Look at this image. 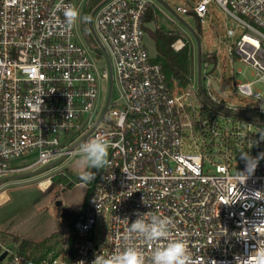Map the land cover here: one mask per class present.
Returning <instances> with one entry per match:
<instances>
[{
	"label": "built area",
	"instance_id": "2783aa9c",
	"mask_svg": "<svg viewBox=\"0 0 264 264\" xmlns=\"http://www.w3.org/2000/svg\"><path fill=\"white\" fill-rule=\"evenodd\" d=\"M212 2L246 30L230 55L252 68L254 81L236 86L257 102L254 107L214 98L210 87L220 85L210 67L217 63L206 58L202 91L197 57L186 85L168 79L144 42L152 0H110L96 12L93 27L105 71L79 41L77 22L68 26L64 17L67 7L81 14L84 0H0V180L64 158L45 173L55 171L93 138L110 145V165L96 170L87 186L82 183L83 208L52 243L3 245L1 264H93L97 255L127 247L143 252L148 264L151 251L167 241L149 244L129 233L136 213H145L146 221L168 218L169 240H185L197 264H248L264 246V199L255 195L264 192V158L248 175L240 156L264 153V121L252 119H264V91L253 90L264 85V0H197L178 12L203 22ZM186 44L178 39L172 48ZM111 74L121 94L114 99L112 91L101 120ZM52 179L39 181L38 188L47 192ZM104 214L109 235L102 245L97 223Z\"/></svg>",
	"mask_w": 264,
	"mask_h": 264
},
{
	"label": "rangeland",
	"instance_id": "374dc122",
	"mask_svg": "<svg viewBox=\"0 0 264 264\" xmlns=\"http://www.w3.org/2000/svg\"><path fill=\"white\" fill-rule=\"evenodd\" d=\"M84 1V11H82L77 21L78 38L81 44L89 50L99 69L105 71L108 69V63L104 51L88 27L89 15L86 11L90 0ZM195 1L197 0H163L168 8L183 21L182 23L166 7L152 0L156 20L148 23V31L144 39L149 54L151 57L157 56L156 44L151 37V32L155 31L159 26L166 32L179 34L182 40L189 43L191 69L193 70V64L195 65L197 57V48L196 41L185 25L189 26L200 36L202 58H217V65L212 64L210 71L220 86H226L224 87V92L220 93L212 85L210 90L214 98L225 100L231 106L254 107L257 102L253 98L242 94L236 86L239 83L254 81L252 68L237 59L235 60L230 55V51L234 48L236 41L246 30L233 16L224 12L215 2L209 5L210 15L201 22L199 27L195 16L178 12V7L189 8L195 4ZM199 29L201 33H199ZM240 70L242 71L241 73L239 72ZM253 90L264 91V85L254 84ZM120 94L121 87L116 83L113 88V98L120 97ZM79 159V154H76L55 171L27 179L8 180L0 186V193L7 189L9 196L6 203L0 204V248L8 243L11 245L17 243L14 239L15 237H23L38 242L53 234H59L64 223L67 220L71 221V218L83 208L87 189L79 177L85 170L92 171V169L82 167L78 163ZM59 173L64 174L66 177L59 176ZM50 177H53L52 186L47 192H42L38 188L37 183ZM63 179L69 180L74 186L69 188V184L64 182ZM64 189H66L65 192L59 198L62 200L63 206L57 207L55 201ZM97 226L98 243L104 245L109 235V215L104 214L99 217ZM58 230L60 231L57 232Z\"/></svg>",
	"mask_w": 264,
	"mask_h": 264
},
{
	"label": "clouds",
	"instance_id": "9594fccd",
	"mask_svg": "<svg viewBox=\"0 0 264 264\" xmlns=\"http://www.w3.org/2000/svg\"><path fill=\"white\" fill-rule=\"evenodd\" d=\"M64 17L68 26H73L80 18V11L76 7H67L64 9ZM109 147L108 141L103 137L85 141L79 146L78 163L85 169H105L110 165ZM240 156L245 161L246 172L250 175L255 171L259 159L264 158V153L253 158L247 152L241 151ZM239 174L248 178L244 173ZM95 175V172L85 170L79 178L87 186L95 179ZM255 195L258 199H264V192L257 191ZM144 214L136 213L137 219L129 224V233L138 235L149 244L167 241L151 251L148 264H197L185 240H169L171 221L168 218L153 215L150 221H146ZM93 264H146V261L143 252L135 247H127L122 252L108 257L97 255ZM248 264H264V246L254 250Z\"/></svg>",
	"mask_w": 264,
	"mask_h": 264
},
{
	"label": "trees",
	"instance_id": "16d2710c",
	"mask_svg": "<svg viewBox=\"0 0 264 264\" xmlns=\"http://www.w3.org/2000/svg\"><path fill=\"white\" fill-rule=\"evenodd\" d=\"M102 1L103 0H90L87 5V14L90 15L93 9L97 7ZM189 14L194 16L193 13ZM155 20V9L152 5L150 6L149 11L146 15L145 22L152 23ZM197 20L200 27L201 20L198 18ZM146 30L148 31V28H146ZM199 33H201L200 29ZM151 37L156 44V61L162 64L164 73L167 75L168 79L170 81L176 80L180 84L186 85L188 83V77L191 73V49L189 43H187L182 50L175 51L171 45L176 40L182 39V37L179 34L173 32H166L159 26L155 31L151 32ZM206 60L217 63L216 57H206ZM96 170L97 169H92L93 172H95ZM63 181L69 183V180L67 179H63ZM73 186L74 184H71L69 188H72ZM54 236L55 234L38 242H34L28 239L21 240L19 237H15L14 239L16 240V242H19L21 240L23 246L27 248H31L33 245H40V247L45 248L47 245H50L52 243V241L54 240ZM49 248L51 247L49 246Z\"/></svg>",
	"mask_w": 264,
	"mask_h": 264
},
{
	"label": "water",
	"instance_id": "95a60500",
	"mask_svg": "<svg viewBox=\"0 0 264 264\" xmlns=\"http://www.w3.org/2000/svg\"><path fill=\"white\" fill-rule=\"evenodd\" d=\"M110 0H103L97 7H95L93 9V11L90 13L89 17H88V27L91 30V32L93 33L96 41L100 44L99 39L97 38L95 31H94V27H93V22H94V16L96 14V12L106 3H108ZM158 3H160L161 5H163L164 7H166L178 20H180L182 23L183 21L170 9L168 8V6L163 2V0H155ZM188 30L190 31V33L192 34L194 40L196 41V48H197V61H198V80H199V88L202 91V85H201V74H202V70H201V64H202V45H201V40H200V36L199 34L194 31L193 29H191L189 26L185 25ZM110 66V64H109ZM214 86L216 87V89L221 93L222 92V87L218 86L216 83H214ZM112 91H113V78H112V74L110 76V88H109V94H108V99H107V103L104 109V112L102 114L101 120L103 119L105 113L108 110V107L110 105V101H111V97H112ZM229 114H234L231 111H228ZM252 118V117H249ZM253 120H261L264 121V119H258V118H252ZM86 139V137H84L82 140H80L74 147H72L71 150H74V148L79 145L81 142H83ZM64 158L52 163L51 165L42 168V169H38L36 171H32V172H28V173H22V174H17V175H10L8 177L3 178L2 180H0V186L4 183H6L8 180H20V179H27V178H31L34 176H38L41 175L55 167H57L58 165H60L63 162ZM66 189H64L58 196L57 199L55 201V205L57 207H62L63 206V202L60 198V196L62 195L63 192H65ZM7 253L5 252L2 256H0V262H2L4 260V258L6 257Z\"/></svg>",
	"mask_w": 264,
	"mask_h": 264
},
{
	"label": "bare ground",
	"instance_id": "6f19581e",
	"mask_svg": "<svg viewBox=\"0 0 264 264\" xmlns=\"http://www.w3.org/2000/svg\"><path fill=\"white\" fill-rule=\"evenodd\" d=\"M47 183L43 184V188L46 189ZM7 199V196L4 192L0 193V201H4Z\"/></svg>",
	"mask_w": 264,
	"mask_h": 264
},
{
	"label": "crops",
	"instance_id": "0c3cea01",
	"mask_svg": "<svg viewBox=\"0 0 264 264\" xmlns=\"http://www.w3.org/2000/svg\"><path fill=\"white\" fill-rule=\"evenodd\" d=\"M149 25V24H148ZM5 191H6V195L8 196V193H7V189H5ZM9 198V196L7 197V199ZM6 199V200H7ZM6 200H4L3 202H5ZM2 202V201H1ZM2 202V203H3ZM1 204V203H0ZM61 230V229H60ZM60 230H58L57 232H59ZM0 233H1V231H0ZM56 233V232H55ZM21 239H25V238H23V237H20ZM34 242H36V241H34Z\"/></svg>",
	"mask_w": 264,
	"mask_h": 264
}]
</instances>
